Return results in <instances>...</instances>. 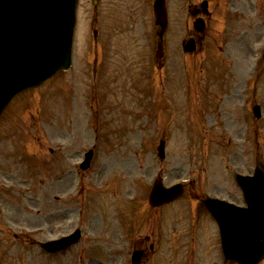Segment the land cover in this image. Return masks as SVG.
Returning <instances> with one entry per match:
<instances>
[{"label": "rangeland", "instance_id": "rangeland-1", "mask_svg": "<svg viewBox=\"0 0 264 264\" xmlns=\"http://www.w3.org/2000/svg\"><path fill=\"white\" fill-rule=\"evenodd\" d=\"M117 1L123 17L102 24L104 12L93 23L101 29L95 51L91 4L78 0L72 68L18 93L0 117V264H131L138 247L145 249L142 264H238L224 259L202 197L242 202L233 175L252 173L256 162L264 166V58L257 57L264 0H211L212 19L193 57L182 42L192 26L189 6L200 0H166L169 25L159 63L152 0ZM133 95L141 105L129 109L125 99ZM96 99L102 109L94 110ZM116 99L120 104L112 106ZM211 99L214 110L203 116ZM255 102L262 104L260 118L251 111ZM113 108L138 114L136 137L105 122V130L116 132L105 135L119 142L103 143L101 131L89 127L95 112ZM190 110L202 115L197 126ZM162 136L166 156L158 159ZM92 146L93 166L76 175ZM103 161L111 165L95 176ZM156 174L166 185L186 183L178 199L160 208L147 200ZM77 225L80 241L67 253L46 257L35 245Z\"/></svg>", "mask_w": 264, "mask_h": 264}, {"label": "water", "instance_id": "water-1", "mask_svg": "<svg viewBox=\"0 0 264 264\" xmlns=\"http://www.w3.org/2000/svg\"><path fill=\"white\" fill-rule=\"evenodd\" d=\"M17 1L0 0V111L14 86H33L56 69L69 65L73 26L70 0H26L25 9ZM162 1H155L154 13L164 26ZM19 59L22 60L16 63ZM159 155H164L162 143ZM240 180L246 193V208L232 207L212 198L205 202L220 226L226 256L254 264L264 255V173L256 169L254 176H241ZM180 188L179 185L166 188L158 179L149 201L152 204L169 201L180 194ZM134 254L137 264L140 252Z\"/></svg>", "mask_w": 264, "mask_h": 264}, {"label": "flooded vegetation", "instance_id": "flooded-vegetation-1", "mask_svg": "<svg viewBox=\"0 0 264 264\" xmlns=\"http://www.w3.org/2000/svg\"><path fill=\"white\" fill-rule=\"evenodd\" d=\"M194 12V11H193Z\"/></svg>", "mask_w": 264, "mask_h": 264}]
</instances>
